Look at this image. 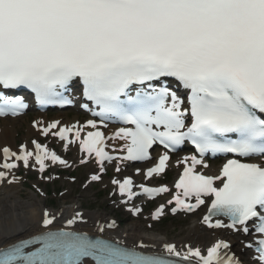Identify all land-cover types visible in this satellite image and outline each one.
I'll return each mask as SVG.
<instances>
[{"label":"snow or ice","instance_id":"obj_1","mask_svg":"<svg viewBox=\"0 0 264 264\" xmlns=\"http://www.w3.org/2000/svg\"><path fill=\"white\" fill-rule=\"evenodd\" d=\"M73 90L98 108L94 118L32 126L65 151L78 145L79 165L91 170L84 187L114 163L110 195L127 211L142 213L131 203L140 194H169L151 219L167 206L203 209L199 223L213 239L128 247L103 235L115 219H96L90 234L78 227L89 223L83 211L44 208L35 234L0 232V264H264V0H0V117L20 116L32 97L71 105ZM110 122L121 126L108 131ZM187 144L194 150L175 161L182 171L172 188L119 175L124 162L154 161L135 173L159 177ZM209 153L225 157L215 174L205 171ZM76 163L39 139L4 145L0 183L17 182L21 165L43 174ZM216 230L236 234L238 251ZM246 250L255 254L245 259Z\"/></svg>","mask_w":264,"mask_h":264},{"label":"bare ground","instance_id":"obj_2","mask_svg":"<svg viewBox=\"0 0 264 264\" xmlns=\"http://www.w3.org/2000/svg\"><path fill=\"white\" fill-rule=\"evenodd\" d=\"M13 133L14 131L6 125L0 130V147L5 143H14ZM21 188L22 186L20 185H14L3 187L0 191V232L27 237L28 235L35 234L40 229L42 211L46 206L43 202L44 199L32 192L23 198L20 193ZM60 208L64 209L63 215L67 217L74 209L80 210V205L78 201L71 200L68 206L64 205L58 209ZM81 211L90 218L89 223L83 224V226H88L89 224L93 226L96 219L102 221L106 216L97 211ZM195 220L192 221L193 224L188 228L186 234L174 240L175 242L178 244L189 241L208 243L212 240L209 233L200 229ZM110 234L125 243L133 244L143 240L145 244L159 246L161 243H165V241H170L166 235H157L145 230L138 221L128 223L125 228L114 229Z\"/></svg>","mask_w":264,"mask_h":264},{"label":"rangeland","instance_id":"obj_3","mask_svg":"<svg viewBox=\"0 0 264 264\" xmlns=\"http://www.w3.org/2000/svg\"><path fill=\"white\" fill-rule=\"evenodd\" d=\"M27 191L25 190L22 192V196H25ZM93 190H86L82 193H77L76 196L79 200H81V205L87 210H96L99 212L104 211L106 213V199L105 197L99 198L98 200H95L93 198ZM55 204V202H54ZM56 206V205H54ZM89 208V209H88ZM189 222H183V221H172L168 224H158V226L154 227L151 232L153 234H160V235H167L168 238L170 237H180V235L183 234L184 230L188 226ZM125 225V224H124Z\"/></svg>","mask_w":264,"mask_h":264}]
</instances>
